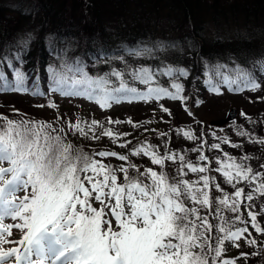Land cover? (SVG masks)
<instances>
[{
  "label": "snow or ice",
  "instance_id": "snow-or-ice-1",
  "mask_svg": "<svg viewBox=\"0 0 264 264\" xmlns=\"http://www.w3.org/2000/svg\"><path fill=\"white\" fill-rule=\"evenodd\" d=\"M22 43L27 47V41ZM14 58L21 59L19 54ZM0 63L12 68L14 76L13 82L9 83L4 73L0 72V91L27 92V74L14 67L8 53L0 54ZM49 71L56 84L53 91H62L67 83L66 78H57L55 69L50 68ZM174 71L181 76L187 75L183 69L171 68L166 74L172 75ZM141 75L145 82L152 78L147 70H142ZM217 75H221L229 89L239 80H244L253 91L260 87L247 73L238 74L236 79L219 72ZM98 83L106 82L74 80L72 87L87 86L85 90L91 98V93L95 91L92 85ZM172 87L176 90L175 94L154 88L149 89V96L164 95L182 100V86L174 83ZM208 87L214 94L222 95L211 77ZM120 91L138 95L135 89L123 86ZM62 94L82 93L63 91ZM112 98L106 94L97 102L101 107H107ZM109 123L118 124L120 121L109 120ZM97 125L98 122L93 120L90 127ZM70 127L87 135L79 123ZM59 131L63 132V129ZM55 132L57 129L51 124L14 121L0 115V165L4 162L10 165L0 166V245L8 242L4 237L11 236L13 227L22 234V238L15 242L19 247L8 250L0 248V264H209L210 254H214V261L222 258L226 241L237 248L241 239L250 246L256 245L255 239L248 238L251 233L247 227L233 231L237 221L241 224L250 221L252 228L264 235L256 211L247 212L248 220L243 219L241 213L242 206L251 209L255 200L264 198V171H256L245 163L250 159L247 155L241 162L227 153L226 160H217L219 167L216 171L222 174L224 183L234 190L229 194L207 175H202L196 181L183 179L187 174L185 168L192 173L209 171L207 166L186 163L184 155L172 152L161 156L155 146L142 145L132 155L142 154L161 168L166 161L178 160L181 165L178 168L180 178L170 180L167 173L151 168L141 172L134 164L129 167L137 175L130 177L128 168L123 165L113 168L82 152L73 154L72 146L65 144L60 135H53ZM102 134L115 138L108 129ZM182 134L190 140L197 138L191 131H182ZM238 135L248 137L254 144L264 145V139L257 140L250 133L238 132ZM223 143L231 142L225 138ZM232 146L239 147L235 144ZM211 147L219 149L220 145L213 144ZM96 155L128 160L127 156L114 151ZM199 159L206 161L208 158L200 155ZM260 168L264 169V163ZM117 172L123 173V183L119 181ZM9 175L10 179L6 178ZM140 177H145L148 182L145 183ZM213 187L224 192V195L214 198L211 194ZM18 191L25 194L17 196ZM201 209L214 212L223 221L218 228L221 235L214 238L215 245L210 235L214 225L208 215L201 214ZM224 210L235 214L234 219L221 216ZM260 211L264 212V207ZM6 218L18 222L5 225ZM223 264H235V261L224 259Z\"/></svg>",
  "mask_w": 264,
  "mask_h": 264
},
{
  "label": "rangeland",
  "instance_id": "rangeland-1",
  "mask_svg": "<svg viewBox=\"0 0 264 264\" xmlns=\"http://www.w3.org/2000/svg\"><path fill=\"white\" fill-rule=\"evenodd\" d=\"M30 1L31 2H28V0H3V2L6 3L5 7L9 11V14L6 15L13 21L9 22L6 20V23L10 27H14L16 23H20L18 22L20 16H18V13H16L18 8H24L33 11L37 16L36 17L35 14H32L31 20L22 18L26 20V23H22L15 33L14 38L16 39L17 44L20 46V48L26 49L27 47H24L22 42L27 41V46L29 45L32 53L35 46L34 44L37 41L29 39V35L36 37L38 34L42 33V24L45 28L44 34L48 33L46 36V41L48 44L52 42H59V40L56 39L59 34L61 36L66 34L68 36L66 40L70 42H65L60 46L59 52H57L55 56L48 60L46 68L48 70L50 68L55 69L56 73L58 74L57 78H66L67 83L64 86L66 91H79L82 94L70 96L64 94H55L53 88L56 86L52 84L54 81L53 75L49 71L46 79L49 80L50 84L45 89H43L41 85L38 86L40 89H35L32 81L27 79V92H17V95L5 96L4 99L0 97V102H2L0 103V115L14 121H22L24 119L26 121L36 123L51 124L53 128L57 129V132L53 133V135H60L64 143L70 144L72 146V150H74L76 154L82 152L83 154L88 155L97 161L102 160L103 164L105 165L108 163V165L113 168H119L121 165H123L124 167L130 169V176H136L137 173L134 169L130 168L129 165L134 164L138 166V161L141 160V158H143V161L147 160V164L151 168L156 166L148 157H145L142 154L127 156V161H120L118 158L111 156L100 157L96 154L99 152H113L117 145H126V142L131 145L136 137L146 134L149 129L162 128L160 122H162L165 126L171 125L174 122H179L180 125L186 124L190 119V101L183 100L180 103H175L172 100L176 99H172L170 96L162 95L159 97H150L149 89H154L153 87L157 85V82L161 81L164 88H166L169 93L175 94V92L170 91L175 89L172 87V85L175 83V80H169L170 84L167 85L165 82H163V77L166 79L172 78V75L166 74L169 68H173L172 63H177L184 66L192 62L184 58L181 59L178 57L168 56L166 55V51L164 49L160 50V46L155 47L157 51L160 50L158 54L159 57L162 58L159 65H152L150 62H148L150 61L148 57H145L144 60H139L138 62L136 56H133L134 58L130 57L127 59L122 58L120 54L108 53L107 50L110 47H115L119 43L115 42L116 39H123L118 37L122 31L116 36H112L113 40H106L104 35L99 33L98 30L90 31L91 28L88 29L89 24H91L90 22L95 19L102 20L105 23V26L102 28H107V31L105 32L106 34H109L111 23L113 24L112 30L115 31L116 29L120 30L118 27L119 21H123L125 19H128V22L134 21L135 18L133 17L131 11L124 13L126 16L124 18H122L121 14H118L117 11L119 10H116L117 8H114L115 10H113L112 13H105L103 16L97 15L94 17V15L90 14L89 12H86L87 14L82 15V10L86 8V5H74L75 0L74 2H72V0H67V6L62 2H60L58 6H50L49 9L52 13L50 14V18H47L46 15H44V12H41V8H38L37 2L40 0ZM79 1H83L84 3L86 2L85 0ZM127 1H129L128 7L132 6L137 10V17L145 16L144 22H141L142 26H145V23H147V25L152 24L151 18L155 20V17L158 16L154 11V6L152 4L149 5L148 2V4L142 3L137 6L131 3V0ZM161 3L163 2H160L159 7L164 6V4ZM144 10L147 11L146 14L144 13ZM168 11L166 9L164 14L167 15ZM54 12L56 13L55 15H53ZM163 19L166 23L173 22L172 16H165ZM202 20L203 17L200 18L199 22ZM219 24L226 31L230 29V26H224V23ZM203 25L206 26L207 22L205 21ZM167 31L171 32L170 30ZM54 32L56 33L53 34ZM93 32L96 33L93 34ZM210 33H208V35ZM179 34L183 35L184 33L180 31L178 35ZM10 35H12V33ZM138 35H140V31H138ZM149 37L151 38V36ZM139 39L141 42L136 43L135 40V43H132V48L134 47L137 51H141L145 46V42L148 40V38L143 35L139 36ZM85 42L90 44L91 47L93 46L98 54V59H95V64L90 68L82 66L81 61L78 63L79 65L72 61V58L75 59L78 57L76 51L77 49H79L81 53L83 51V47H87V44H84ZM149 42L152 43L150 40ZM56 50H58V47ZM160 54L163 56H160ZM254 56H258V58L263 57L264 51L258 54L257 50L255 51ZM180 59L182 62H180ZM205 62V58L200 57L199 64L204 66L206 65L204 64ZM23 64H25V68H23ZM31 66V61L26 59L18 68L29 75L32 73ZM152 69L156 70L153 72ZM4 70H7V74L10 72L8 81L12 82L14 80L12 68H8L6 63H0V72H3L6 76ZM142 70H147V72L151 74V80L145 82V78L141 75ZM116 73H119V75H115ZM81 79H88L89 81H102L106 83L93 84L92 87L95 89V91L91 93V98H89V92L85 90L87 86L77 85L76 89H73L72 87L74 80ZM208 80L209 79L204 82L207 86ZM105 84H107V86ZM260 85L263 92L258 91L252 92V94H241L239 97H208L209 99L207 98L208 94H206V100H208V102H196V105L201 107L198 110V117L207 124H214L225 120L226 115L232 109H236L237 111L244 109L251 115L250 118H248L245 113L240 112L237 121L242 122L249 127H253V129L250 130L246 126H237L236 128V125L231 126L229 131L235 128L228 137V140L231 143L220 144L219 149H214L217 160H226L227 157L225 156V153L228 154L229 147L233 144L239 145V147L232 146V151L239 154L250 151L256 152L259 150H264V145L254 144L249 140L248 137L238 135V132H247L257 140L264 139V82H262ZM122 86L125 88L135 89L138 95L129 93L130 96L127 97L126 100H123L122 96L118 95V92H126L120 91ZM197 87L202 88L205 86L203 83H201ZM31 89L35 90L31 93ZM182 89V92H188L189 90V88L185 85L182 86ZM139 92L144 94H139ZM106 94H109L113 98L109 99V106L101 107L100 103L97 101ZM144 97H147V99ZM57 103H60L61 108L56 109L55 107L50 106L57 105ZM164 109H167L168 111L166 112ZM72 114H77V117L83 119L81 123L79 120H77L75 124L80 123L81 127L86 133L90 128L91 121H97L98 125L95 128H91L93 135H89L88 133L87 135H82L77 132L76 129H74L72 135H62V132L59 131L60 127L57 126L54 121L67 119L68 115ZM109 120L113 122L120 121V123H109ZM129 120L132 121L131 124L128 123ZM70 125L71 123L68 124L69 127ZM201 126L207 127V125H205L203 122ZM105 129L111 130L114 133L115 138L104 136L102 133ZM181 130V127H178L175 135H182ZM221 133L222 132H218V134ZM199 135L202 134L199 133ZM203 135L207 134L204 133ZM199 145L200 142L190 141L187 143L186 147L189 148L193 146L196 148ZM140 146L141 144H139L137 148ZM226 149L227 152L225 151ZM121 152V150H118L117 154L122 155ZM162 153L164 152L162 151ZM228 155L235 158V155ZM257 155L259 156V164L261 165L264 163V154L260 153ZM199 157L200 154H197L198 160H200ZM171 164L177 169L181 167L178 160L173 161ZM0 166L10 167L7 162H4ZM218 167L219 164L217 163V168ZM140 170L141 172H144L146 169L144 170L142 166L140 167ZM220 177L224 180L222 174L217 172L214 174L213 180H216V183H219ZM140 178L147 180L145 177ZM24 194L25 193L23 191L17 192V196H23ZM222 196L223 195L220 191H215V198L218 199ZM94 206L99 207L98 204H94ZM16 222L18 221H13L10 218H6L4 220L5 225H12ZM4 238L8 242L0 245V248L8 250L13 247H19V245L15 242L22 238V234L19 230L13 227L11 236L5 235Z\"/></svg>",
  "mask_w": 264,
  "mask_h": 264
},
{
  "label": "trees",
  "instance_id": "trees-1",
  "mask_svg": "<svg viewBox=\"0 0 264 264\" xmlns=\"http://www.w3.org/2000/svg\"><path fill=\"white\" fill-rule=\"evenodd\" d=\"M28 2L31 1L28 0ZM60 2L61 0H40L37 3L38 8H41V12H44V15L50 18L52 12L49 7L58 6ZM79 2L78 0L77 3L79 5H86L83 2ZM86 2L88 3L86 8L82 10V15L89 12L93 14L94 17L97 15L103 16L105 13H112V11L117 8L116 10H119L117 12L121 14L122 18L126 17L124 13H128V11H131L135 18L133 22H128V19L119 21L118 27L120 30L116 29L113 31V24L111 23L109 34L105 32L107 28H102L105 26L102 20L95 19L90 22L91 24H89L88 29L91 28L90 31L98 30L99 33L104 35L106 40H113L112 36H116L122 31L118 37L123 39H116L115 42L119 43L115 47H110L107 50L108 53L120 54V52H123L126 48L131 46L132 43H135V40L136 43L141 42L139 39L141 35L148 38L142 50L151 48V46H160L165 42L163 46L165 51H173L177 48L178 51L183 53V57L181 58L190 60L192 63L188 64L186 67L188 69L186 71V76L179 75V77L184 79V85L189 88L188 92L183 95L180 94L182 97L189 96L191 100L200 98L202 96L200 90L208 87L203 83L205 75L207 74L206 76L212 79L213 77L220 78L221 75H217L219 70L217 71L215 67H221L222 64L228 63L226 59L231 60L234 58H230V55L233 54H235V60L238 63H243L246 66V69L249 70V74L252 77L255 76L253 69L264 73L262 67L259 68L257 64L253 63L260 61L258 56H254L255 51L258 50V54L264 51V0H131V3L137 6L142 3H149V5L152 4L154 6V11L158 16L155 17V20L151 18L153 25H147V23H145V26L141 25V22H144L145 16L137 17V10L132 6L128 7L129 1L127 0H87ZM160 2H163L161 3L164 4L163 7H159ZM5 4L3 0H0V54L8 53L12 58L14 67L21 66L24 60L29 59L31 61L33 60L32 58L37 59L35 64H45L46 67L48 60L59 52L60 46L65 42H70L66 40L68 37L66 34L63 36L59 34L56 38L59 42L48 44L46 35L44 34L45 28L42 24L41 28L43 32L40 33L38 41L34 39V41L37 42L34 44L35 46L32 53L30 47H27L26 51H21V48L14 38L15 33L22 23H26L24 19L31 20L32 14L35 13L28 9L18 8L16 13L20 16L18 19L20 23H16L14 27H10L6 23V20L9 22L13 21L7 16L9 11L5 7ZM166 9L167 11L169 10L167 15L164 14ZM146 12L147 11L144 10L145 14ZM55 14L54 12L53 15ZM165 16H172L173 22L166 23L163 19ZM201 17H203V20L199 22ZM205 21L207 22L206 26L203 25ZM219 23H224V26H230V29L228 31L224 30ZM137 30L140 31V35H138ZM180 31L184 34L178 35ZM11 33L12 35H10ZM55 33L56 32L53 34ZM94 33L96 32H93V34ZM208 33L211 35H208ZM149 36H151L152 39ZM149 40L152 41V43H150ZM84 44H87V47H83L81 53L80 50L77 49L78 57L75 59L72 58V61L77 65H79L78 63L81 61L82 66L90 68L95 64V59H98V54L93 46L91 47L87 42ZM57 47L58 50H56ZM17 54L20 55V60L14 58ZM200 57L205 58L206 62L204 64L209 63L210 66H201L199 64ZM234 61L232 60L231 63ZM180 62H182L181 59ZM234 64L235 63H233V65ZM253 64L257 68H253ZM23 68H25V64H23ZM4 72L9 79L10 74H7V70H4ZM48 74L49 72L47 71L46 75ZM201 83H203L205 87H197ZM208 96L209 95H207V98ZM200 108V106H197L198 110ZM197 125V123H194L193 127L195 128ZM129 153L130 149L127 148L126 152L122 155L130 156Z\"/></svg>",
  "mask_w": 264,
  "mask_h": 264
},
{
  "label": "water",
  "instance_id": "water-1",
  "mask_svg": "<svg viewBox=\"0 0 264 264\" xmlns=\"http://www.w3.org/2000/svg\"><path fill=\"white\" fill-rule=\"evenodd\" d=\"M234 117H235V115H234V112H233V113H231V115L229 116V120L233 119ZM220 124H222V123H220Z\"/></svg>",
  "mask_w": 264,
  "mask_h": 264
}]
</instances>
